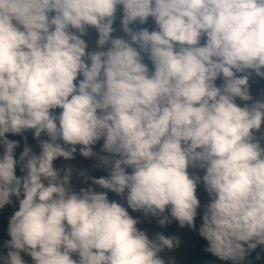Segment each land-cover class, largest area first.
I'll return each mask as SVG.
<instances>
[{
	"label": "clouds",
	"instance_id": "9594fccd",
	"mask_svg": "<svg viewBox=\"0 0 264 264\" xmlns=\"http://www.w3.org/2000/svg\"><path fill=\"white\" fill-rule=\"evenodd\" d=\"M117 5L128 40L110 36ZM148 17L156 30L129 28ZM89 26L97 50L86 52ZM247 70L264 78V0H0V208L18 201L0 264H27L21 253L31 264H175L162 254L179 238H149L126 208L191 230L201 179L205 251L244 264L264 250V147L255 136L264 137V99L236 75ZM29 129L47 139L14 158L18 142L5 134ZM101 139L109 172L89 179L126 207L91 187L72 191L70 170L53 167L77 145L94 155ZM192 164L202 177L189 176Z\"/></svg>",
	"mask_w": 264,
	"mask_h": 264
},
{
	"label": "rangeland",
	"instance_id": "374dc122",
	"mask_svg": "<svg viewBox=\"0 0 264 264\" xmlns=\"http://www.w3.org/2000/svg\"><path fill=\"white\" fill-rule=\"evenodd\" d=\"M122 15L121 6H116V12L114 14L115 18L113 20L112 28L113 32L110 33V36L112 38H122L125 33L121 29L120 25V17ZM131 23L129 25V28L132 27ZM96 31L92 27H87L85 35L82 37L87 45L86 52L87 51H93L96 49ZM199 43L202 45L204 43V37L202 36ZM107 47V46H105ZM103 50V49H100ZM248 75V90L250 96L254 100L264 99V78L257 77L254 72L251 70H247L243 73H237L236 75ZM79 75L77 76V80L81 79ZM75 83V81H74ZM216 85L219 86L222 81L221 79H217L215 81ZM237 104H241L242 102L239 101V99L236 100ZM262 132H264V125H262ZM33 130H25L22 131L20 134H11L6 133L8 139L16 140L18 142V146L16 149L22 150L25 144H27L34 153L39 152V140H46L47 136L44 133H41V136L39 139H34L32 135ZM102 145V139L98 140L94 145H91V149L94 155L89 157H83L80 155L79 148L80 145L75 146L76 152L73 154V156L69 159H64L61 157H57L53 161V167L57 170H59V173L63 175L64 169H69L71 172L70 175V186L72 191H79L80 188L87 189L88 187H91L94 191H101L102 188H100L98 185L92 184L91 179L89 178H100V177H107L109 168L105 167L104 165L100 164L99 158L100 156H107L109 155L106 152H103L101 150ZM126 171H131V169H126ZM187 172L190 177H202L204 174V170L195 164L190 165L187 168ZM83 173V175H81ZM195 195L197 196V199L199 201V207L197 208V216L194 219V225L195 227L193 229H189L187 226L179 227L176 225V227L173 230V236H176L180 240L179 247L173 249L171 252H165L162 255L170 256L174 259L175 262H183V261H191L195 258V254L197 251V248L200 244V242L203 240L201 237H199L196 228L200 224V214L203 209V207L209 202V195L205 191V187L203 184L202 179L198 181L196 184L195 189ZM113 200H115L118 203H121L126 207V204L124 203L123 195L118 196L117 194L113 193ZM18 208V201L16 197L13 196L11 204H10V210L12 213L17 210ZM126 210L129 212V215L133 218L137 219V228L140 230H143L149 238H151L159 224L157 223L158 217H153L150 214L145 215L141 211H132L131 209ZM9 237L7 235V229L3 227L0 224V252L5 251L3 248V244L6 240H8ZM22 258L27 262V264H30L31 258L25 255L24 253H21ZM73 258L75 259V254L73 255ZM258 264H264V259L258 263Z\"/></svg>",
	"mask_w": 264,
	"mask_h": 264
},
{
	"label": "trees",
	"instance_id": "16d2710c",
	"mask_svg": "<svg viewBox=\"0 0 264 264\" xmlns=\"http://www.w3.org/2000/svg\"><path fill=\"white\" fill-rule=\"evenodd\" d=\"M141 28H146L149 31L152 30H156V25L154 23V20L151 17H148L144 23H140L139 21H134L132 24L131 29L133 31H138ZM71 30V29H70ZM74 31V30H72ZM122 39L128 40V36L125 34ZM133 47H136V45H133ZM137 50L139 51V49L137 48ZM141 57H142V62L145 63L148 68H149V72L151 73V71L153 70L152 68V64L151 61L148 60L147 54L146 53H141ZM55 114H59V112L61 111V109L56 108L54 110H52ZM255 136L257 139H259L260 144L262 147H264V137H261V133L257 132L255 133ZM21 150L15 149L14 150V158L16 156L19 155ZM15 174L17 176L22 175L19 167L16 168L15 170ZM101 191L106 192L107 194V198L112 201L113 200V192L106 190V189H101ZM13 196L10 197V200L12 201ZM11 204V203H10ZM10 204H6L4 207L0 208V224L5 227L7 229V225H8V220L10 218V216L12 215V211L10 210ZM163 215H168V210L165 209V212ZM169 219L171 220L170 223H167L163 226L159 225L154 233V235L156 233H162L166 236H173V230L177 225V222L174 219H171V217H169ZM153 235V236H154ZM206 248V241L202 240L197 248L196 254H195V258L191 261H183V262H175V264H231L230 261H222L220 259H218L217 257L211 255L210 253L205 251ZM257 255H259V259H256ZM264 259V250L261 249L260 246H258L256 249H254L251 253H249L244 261V264H258L260 263L262 260ZM30 264H31V260H30Z\"/></svg>",
	"mask_w": 264,
	"mask_h": 264
}]
</instances>
